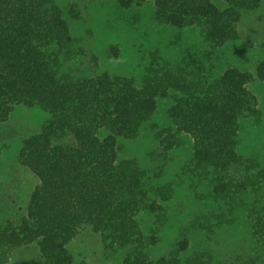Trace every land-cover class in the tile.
I'll list each match as a JSON object with an SVG mask.
<instances>
[{
	"label": "trees",
	"instance_id": "obj_1",
	"mask_svg": "<svg viewBox=\"0 0 264 264\" xmlns=\"http://www.w3.org/2000/svg\"><path fill=\"white\" fill-rule=\"evenodd\" d=\"M116 1L129 6L146 0ZM259 2L151 0L155 20L197 27L214 47L237 38L242 13ZM69 32L55 0H0V122L15 105L48 113L19 150V161L38 181L24 212L0 225V264L29 263L24 253L29 244L37 248L41 264H70L66 245L81 229L97 233L105 247L120 248L122 264H226L204 248L185 252L183 235L166 255L152 258L150 247L174 184L159 182L160 171L149 175L134 157L116 156V139L134 138L157 98L171 91L177 96L167 115L175 130L154 132L163 154L179 145L178 132L187 133L192 153L184 169L203 181L208 196L229 214L243 207L252 236L264 241V165L236 150L238 120L256 113L247 87L251 74L228 67L211 75L195 60L192 66L173 65L154 49L146 55L140 85L107 71L88 76L79 65L87 57L93 66L95 57L74 45ZM262 48L264 55V41ZM110 52L117 54L116 47ZM255 74L264 83V56ZM142 211L154 215L147 234L137 219Z\"/></svg>",
	"mask_w": 264,
	"mask_h": 264
},
{
	"label": "rangeland",
	"instance_id": "obj_2",
	"mask_svg": "<svg viewBox=\"0 0 264 264\" xmlns=\"http://www.w3.org/2000/svg\"><path fill=\"white\" fill-rule=\"evenodd\" d=\"M55 2L62 9L73 44L95 57L93 66L87 57L82 60L79 68L84 75L107 71L130 77L140 85L146 55L154 49L170 64L192 66L195 60L211 75H219L228 67L249 72L247 87L255 98L256 113L238 120L236 150L264 165V83L255 74L257 62L264 56V0L256 9L242 13L238 37L217 47L204 42L197 27L176 28L155 20L151 0L129 6H121L116 0ZM112 46L117 49L115 55L110 54ZM176 96L177 92L171 91L157 98L152 116L134 138L116 139L117 159L134 157L149 175L159 170V182L174 184L173 196L164 204L157 240L150 247L152 258L166 255L183 235L188 240L185 252L204 248L213 259L226 264H264V241L252 236L246 210L239 207L229 214L221 201L208 196V186L184 169L192 153L191 137L180 131L177 147L164 154L160 149L154 132L167 126L175 130L167 109ZM47 119L48 113L36 106L15 105L8 118L0 122V225L6 220L15 222L24 212L38 181L19 161V150L23 139L37 132ZM229 218L232 222L226 223ZM137 219L144 234L154 226V215L149 212L138 213ZM66 247L72 256L70 264H122V250L105 247L100 236L89 229H81ZM25 251L30 257L26 264H41L33 244Z\"/></svg>",
	"mask_w": 264,
	"mask_h": 264
}]
</instances>
